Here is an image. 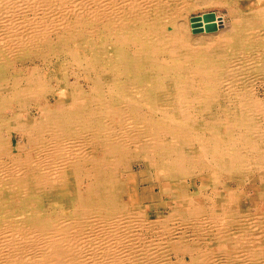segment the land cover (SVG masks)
<instances>
[{
    "label": "bare ground",
    "instance_id": "bare-ground-1",
    "mask_svg": "<svg viewBox=\"0 0 264 264\" xmlns=\"http://www.w3.org/2000/svg\"><path fill=\"white\" fill-rule=\"evenodd\" d=\"M101 1L74 14L104 24L105 40L66 15L48 23L53 0H0V31L15 32L0 38V264H130L139 253L118 251L129 236L143 240L142 254L159 255L157 264H183L166 259L172 250L190 256L184 264H264V226L255 222L264 212L250 211L264 209L261 95L219 86L247 69L264 75V59L241 61L232 74L228 34L194 50L162 33L180 0ZM36 57L43 66L24 70ZM133 161L148 170L140 176L153 189L149 205Z\"/></svg>",
    "mask_w": 264,
    "mask_h": 264
},
{
    "label": "rangeland",
    "instance_id": "rangeland-1",
    "mask_svg": "<svg viewBox=\"0 0 264 264\" xmlns=\"http://www.w3.org/2000/svg\"><path fill=\"white\" fill-rule=\"evenodd\" d=\"M74 1H75V3H74ZM94 1H96V2H94ZM101 2H102L101 0H84V1H78V0L77 1L76 0H68V1L58 0L57 1V0H53V4H51V6H49L50 8L46 12V14H45L46 17L45 18L48 20V23L59 25L60 23H62V20H64L65 15H66L68 17L67 18L68 20L71 19L70 20L71 24L74 23V24L71 25V26H73L74 29L78 28L77 30H79V29H81L83 27V31H80V32H82V34L91 35V32H95V34L97 33L95 35L96 39L101 38V39L105 40V38H107V36H108V34H107L108 32L106 31V29H103L104 28V24L96 25L94 23H91V21L88 20V18L85 19L84 23H80V22L78 23V22H76L77 21L76 15L74 14V12H76L75 10H77L79 8V7L77 8L76 5L87 4L86 6H87V8H89L92 5L94 6L95 3H101ZM187 2H188V5L185 6V4H187ZM182 3H185L184 7H181L180 4H182ZM260 3H261V0H200V1L199 0H186V1L185 0H180L179 6H177L178 7L177 10H174V8H171V9L174 10V14H173V10H169L170 12L168 14H170V16H171V14H173L172 16H174V17L171 16L172 20H168L167 19V24H166V26L161 27V31L164 34H169L170 32L177 34L179 36V38H180L182 43L191 46L194 50H200L203 47H205L206 45L210 44L211 42L216 43L215 40L218 41L219 39H221L222 35L228 34V36L231 37V41H230L228 49L231 52V59L230 60L232 62L231 65H229V66H230L232 74H238L239 75V73H237L238 72L237 70L241 68V66H240L241 61H247L248 62V63L247 62H243L244 65H245L244 68H246V66H254V65H257L259 63H262V61L264 59V44H263L264 43V35L263 36L261 35V37H258L259 33L264 34V16H262L259 13V11L261 10V7H262V5ZM89 4H90V6H89ZM67 7H69V8H67ZM73 8H75V9H73ZM48 12H50V13H48ZM69 12H71V13H69ZM210 13L214 14V17H216L212 22L211 21L210 22L211 23H215L217 25L216 21H217V17H218V20H221L220 21V26H216V28L214 30H211V31H207L205 29H201V30H198V31L195 30L197 25L194 24V21L196 20V18L197 17L200 18L202 20L201 24H204V26H205V24L209 23V21H206L205 19H203V16L205 14H210ZM69 16H71V17H69ZM236 19H238L239 21H236ZM97 26H98V28H97ZM101 27H102V29H101ZM254 28H255V30H254ZM129 32L133 33L135 31L132 30V31H129ZM14 33L15 32H13V31H8V33H3L2 30H1L0 31V38L3 37L4 39H9L11 37L10 35H14ZM150 37H151V39L153 38L152 36H150ZM200 38H202L203 40L202 39L200 40ZM253 38H254V40H253ZM97 41L99 42V40H97ZM77 42H86V41H84V40L72 41V43H77ZM149 42H150V40H147L145 45L147 46V44ZM196 42H197V44H196ZM257 51H259V52L257 53ZM160 55H161V57H160ZM157 58L159 59L160 62H165V63L169 62L167 54H165V53L159 54L157 56ZM250 59H252L253 61L250 60ZM235 64H236V66H235ZM50 65H52V66H50ZM237 65H238V67H237ZM18 66H20V65L18 64ZM42 66H43L42 65V61L39 58L36 57L35 61L32 62V63H30V61L25 62L23 69L24 70H29V69H32L34 67L40 68ZM172 66H173L172 62H169L167 64V69L166 70H168V67L172 68ZM190 66L191 67H197V64H194L193 61H192ZM232 66H233V68H232ZM52 69H53V64L49 63L46 66V68L44 67V69H41V70L44 73L47 74ZM247 70L243 73L244 76L241 75V74H240V77L238 75H236L238 77L234 78V79L233 78L229 79V82L228 81H225V82L223 81V83H222V81H221L219 86L222 89H227V88H231V87L236 88V89H240V87L243 86V85H245L246 87L250 85L251 88L254 86L252 89H254L255 91L257 90L256 94H257L258 97L261 95L259 98L261 99L260 101L262 102L263 109H264V94H263L264 93V80H263L264 79V75L262 74L263 72H259V71L256 72L254 70H248L247 71ZM256 79H258V80H256ZM85 80H84V78H80L79 82H80V84L83 87L85 86L84 89L89 90L90 89L89 88L90 87V83L88 84L87 80L86 81ZM245 81H246V83H245ZM51 82H52V85H54V86H56V83H58L54 79ZM49 99L52 100V101L54 100L53 97H51ZM198 113H200V112H198ZM30 115H32L33 117L36 116V118H39L36 109H32ZM262 123H263V127H264V118L262 119ZM17 139L20 140L21 136L20 135H16L15 136V140L17 141ZM135 161H133V163H132L131 170H133L134 172L139 174L137 176V182H138L137 184L139 185L140 189L142 190L143 202L149 205V203L151 202V195H152L153 189L150 186L149 182L141 181V176H140V174H141L140 172H145V171H148V170H146V168L143 167L144 164H141V163L135 162ZM128 169H130L129 165H128ZM127 174H128V171H126L124 175H127ZM188 180L191 181V179H188ZM249 185H252L251 181H249V179L248 180H243V183L241 185V190L243 189L242 191L244 192V198L247 197V192H250L249 191ZM233 186L235 187L236 184L234 183ZM246 188H248V189H246ZM250 193L252 194V192H250ZM11 202H13V201H11ZM173 208H174V206H170L167 209L162 208L161 211L168 214V212L171 209H173ZM54 209H56V210H54ZM54 209H53V216H54V218H58L59 217V209L56 206H55ZM54 211H55V213H54ZM161 211H159V212L153 211L150 214L151 218H154L156 216V214H161L162 213ZM250 211H252L253 213H257V217H258V216H262L261 213L264 212V209L262 207H260V208L257 207V208H254V209L250 210ZM6 216L7 215H4L3 213L0 214L1 218H5ZM13 216L11 215V217L9 219L22 220L23 218H25L22 214H19V215L14 214ZM257 220H255V222H257V223L259 222L260 224H258V225H260L259 227L262 229L263 226H264V218H257ZM147 234H149V233H147ZM263 236H264V234H263ZM85 238H86V236L82 238L83 241L81 242V247H82L83 250L88 252V251H91L92 248H91V245H90L89 241H86V240H89V239H86L84 241ZM247 239H244L245 240L244 241L245 245H250V244L253 243L252 242L253 240L251 239V237H250V239L249 238H247ZM122 241H124L123 245H120L118 247L119 254H121L119 256H125V257L128 258V257H131L134 253H136V254L139 253L138 254L139 256L138 255H134L135 257L132 256V260H134L135 262L132 261L130 264H137V263L138 264H154V263L157 264V263H159V261L156 260L157 258H159V255H157L158 257L156 255H151V257H150V255L147 254V253H143L142 254L143 246L145 244L143 242V240L142 241L141 240L140 241L139 240H135L132 236H129L128 239H125V240H122ZM127 243L130 244V246H131V252L130 253H125L124 252V250L127 249V246H126ZM261 243L264 245V240H262ZM83 244H85V245H83ZM88 247H90V248H88ZM141 247H142V249H141ZM132 252H134V253H132ZM168 254H170V255L166 254V259H170L174 263H183L184 264V263H189L190 262V256H188V254H185L184 252L172 250V251H169ZM180 254H182V255H180ZM167 256H169L170 258L167 257ZM143 257H146V258L148 257V258L146 259V258H143ZM179 260H181V261H179Z\"/></svg>",
    "mask_w": 264,
    "mask_h": 264
},
{
    "label": "water",
    "instance_id": "water-1",
    "mask_svg": "<svg viewBox=\"0 0 264 264\" xmlns=\"http://www.w3.org/2000/svg\"><path fill=\"white\" fill-rule=\"evenodd\" d=\"M203 19H205L206 21H209V23L205 24H201V19L200 18H196V20L194 21V24L197 25L195 30H201V29H205L207 31H211V30H214L216 28V24L215 23H211L215 17H214V14L210 13V14H205L203 16ZM211 21V22H210Z\"/></svg>",
    "mask_w": 264,
    "mask_h": 264
}]
</instances>
